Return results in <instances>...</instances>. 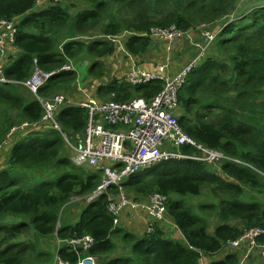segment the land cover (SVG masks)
<instances>
[{
  "label": "trees",
  "instance_id": "obj_1",
  "mask_svg": "<svg viewBox=\"0 0 264 264\" xmlns=\"http://www.w3.org/2000/svg\"><path fill=\"white\" fill-rule=\"evenodd\" d=\"M38 1L0 0V20L19 19L14 48L3 63V75L10 81L27 80L35 69V59L40 68L53 72L85 54L91 62L88 80H100L108 76L106 62L115 59L118 50L106 36L123 33L128 53L138 58L153 42L140 35L155 27L176 26L187 31L216 26L214 30L220 31L212 45L216 54L205 57L180 90L178 118L197 145L224 154L221 172L202 161L174 160L142 169L123 185L128 193L144 198L153 194L167 197L171 225L162 223L174 229L171 239L159 238L160 226H166L154 221L159 227L157 235L134 244L137 264H240L242 260L227 251L229 242L252 229L264 230V200H247L251 191L264 197V8L228 24L238 0H76L84 6L74 13L68 0L35 11ZM95 34L103 37L86 40ZM121 77L116 75L110 83L106 79L98 87V96L122 103L135 98L151 100L163 88L157 82L129 92L122 88L128 84ZM77 80V72L61 71L39 95H72L78 92ZM43 114L42 106L23 86L0 83V145L15 125L20 126L17 122L40 125ZM56 117L67 136L84 134L86 111L63 108ZM64 144L58 130L41 125L27 129L0 152V264H26L28 258L45 254L38 253L40 240L86 236L94 244L88 250L80 247L82 254L100 258L113 250L116 234L129 239L135 235L118 229L121 221L114 226L105 196L84 201L76 227H59L65 206L77 197L91 195L101 183L98 171L88 169L91 172L86 176V168L76 166L70 154L63 153ZM182 153L202 155L194 148ZM205 190L211 201H202L196 215L190 203L202 199ZM215 217L220 224L211 235L208 220ZM25 238L31 240L24 242ZM153 242H161L162 248L141 251ZM257 242L263 244L264 235ZM56 247L62 262L78 263L80 254L71 251L69 244ZM47 255L49 262L53 253ZM102 264L111 263L105 260Z\"/></svg>",
  "mask_w": 264,
  "mask_h": 264
},
{
  "label": "built area",
  "instance_id": "obj_2",
  "mask_svg": "<svg viewBox=\"0 0 264 264\" xmlns=\"http://www.w3.org/2000/svg\"><path fill=\"white\" fill-rule=\"evenodd\" d=\"M60 3L61 0H53ZM44 1L39 0L37 5ZM44 7H41V10ZM19 19L0 20V83L21 85L29 91L42 106L44 114L40 125L24 122L15 126L8 133L6 140L0 145L1 149L11 145V142L26 132L29 128H38L41 125H48L61 131L57 114L63 108L76 107L87 112L84 134L78 140L71 141L65 136L66 145L71 151V160L78 167H89L101 174V183L97 189L87 197H77L75 201L87 203L98 200L105 196L107 198V211L111 215L116 226L119 222L113 218L124 215L131 210L147 209L152 216L162 218L166 211L167 197L160 194H153L147 197L149 205L139 202H131L125 195L123 185L132 175L152 165H158L170 161H202L211 163L214 160L226 159L224 154L209 150L197 145V143L186 134L181 127L176 110L179 106L180 90L186 84L189 75L197 69L205 57L210 44L214 39L205 27L179 30L176 26L166 28H152L150 32L140 36H146L156 41L157 39L169 43L168 49L174 48L181 41L188 40L199 52L185 67L175 75H169V64L159 65L154 71H142L134 67L126 75V83L132 87H140L149 83H162V90L151 100L135 99L130 102L97 101L87 98L86 101H75L65 95H54L50 98H42L40 90L50 79L61 71H74L71 66L65 65L61 69L48 72L39 67L37 59L34 60L35 69L32 75L23 82L10 81L3 75L4 56L14 48L18 34ZM196 30L202 32L203 43L194 44L193 33ZM125 36V35H124ZM109 38H114L108 36ZM107 37V38H108ZM110 41L115 42L112 39ZM120 47L123 48L122 44ZM128 52V51H127ZM127 59L133 61L127 53ZM170 62V59H167ZM185 148H194L202 153L201 156H189L183 154ZM203 153L205 157L203 158ZM213 153H217L218 157ZM117 188L116 197H113ZM115 191H114V190ZM154 227L155 224L151 223ZM264 235V230L252 229L245 232L237 240L229 242L230 248H237L242 244V238L247 242L249 239L256 245L262 247L264 254V243L259 244L257 240ZM58 246L62 247L65 240H58ZM244 243V242H243ZM69 249L80 254L77 264H86L93 261L92 257H84L80 247L84 250L90 249L94 244L91 236L68 241ZM232 246V247H231ZM55 264H67L62 262L58 256ZM240 264H243L241 262Z\"/></svg>",
  "mask_w": 264,
  "mask_h": 264
},
{
  "label": "rangeland",
  "instance_id": "obj_3",
  "mask_svg": "<svg viewBox=\"0 0 264 264\" xmlns=\"http://www.w3.org/2000/svg\"><path fill=\"white\" fill-rule=\"evenodd\" d=\"M44 4L43 6H41V3L39 5H36L35 7V11H40L41 7H46V6H51V5H56V1L53 0H43ZM238 6L235 10V12L232 14L233 16H231L228 20V24L229 23H234L237 21H242L244 15L250 14V11H254L257 9H262L264 8V0H238ZM69 4L71 5V7L73 6V8H71V13H74L76 11H80L81 9H83V4L81 2H77L76 0H68L67 1ZM247 13V14H246ZM216 27V26H215ZM213 27V28H215ZM212 28V29H213ZM202 32L205 31H201L199 33H193L192 36V40L194 44H202L203 43V38H202ZM212 35H214V39L212 41V43L210 44V47L207 51V53L205 54V57L210 56L212 54H216V50L213 51V44H215L216 40H217V36L220 33V31L218 30H213V31H209ZM97 33H101V32H97ZM96 37H103L101 34H95L94 36H90L88 37L86 40L87 41H93L94 39H98ZM108 36H106L107 38ZM102 39V38H101ZM109 39L114 40L110 41ZM126 39L127 36H124L123 33L119 34V36L114 37V38H107L108 41L115 43L117 46L116 48H118L115 59H111L106 62V67L108 69V76H104L102 77V79L98 80L96 78H92L90 80H88V70L90 67V60H89V56L87 54H85L84 56H82V59H79L78 61H74L70 60V62L67 64L68 66H71L75 72L78 73V80L76 83V90L78 91L76 93H73L72 95L70 94H66V93H60L57 95H65L67 97L72 98L73 100L79 102V101H86L87 97L86 95L88 93H90L91 91L88 89L89 88H96L97 84L98 87L102 85H105L106 79H109V83L113 82L114 79L116 78V75L122 76L121 79H124L126 81V75L127 73H130L134 67H137L138 69L142 70V71H154L157 69V67L159 65L168 63L169 64V69H168V73L169 75H175L176 73H178L183 67H185L187 65V63H189L195 56H197L198 54V50L196 48H194L191 43L188 40H184L181 41V43L178 46L181 47H174L171 48L170 50L168 49L169 43L166 41H162L157 39L156 41L152 40L153 42H151L149 50L147 53H145L144 55L140 56V57H134L131 54H129L127 52L126 49ZM69 39H66L65 41H68ZM122 44L123 48L120 47V45ZM183 51H185L186 54L183 53ZM127 53L128 55L131 56V58L133 59V62L131 64V66H129L130 64V59H127ZM204 57V58H205ZM170 59V62L167 61V59ZM4 59H6V57L4 56ZM141 66H140V65ZM143 64V65H142ZM147 64V65H146ZM116 66V67H115ZM176 71L174 74L173 72ZM107 77V78H106ZM90 82V85L88 86L87 84ZM122 83L123 80H121ZM124 90L132 92L133 88L132 86H128L125 85L122 87ZM82 97L81 99H76V98ZM89 98V97H88ZM103 102H108V101H113L108 100V101H104ZM181 109L180 107H178V109L176 110V117L178 118V116H180V112ZM16 117V113L14 114ZM18 118L16 117L15 121ZM20 123V125L24 124V122H17ZM63 133V137H64ZM67 136V135H66ZM82 136V135H81ZM67 138L71 141L72 140H78L79 138L76 137H69L67 136ZM4 149V148H3ZM1 149V151L3 150ZM66 152L65 154L69 155L71 154V151L68 147V145L64 144L63 147V153ZM3 153V152H2ZM214 156L211 157H218L217 153H213ZM203 158L205 157V154L203 153ZM220 160H224L223 157H221ZM2 164V162H1ZM210 168L213 169L214 171H217L218 173L221 172V162H219L218 160H214L211 163H208ZM214 167V168H212ZM86 169H84L86 176H88V174L91 172L88 169H90L89 167H85ZM125 195L129 198V201L131 202H139V203H143L144 205H149L150 206V201L147 200V198L141 197L139 195L136 194H130L127 191H124ZM209 190H205L202 193V199H194L192 200V202L190 203L191 207L194 209V213L197 215L195 209H197V207L199 206V204L202 201H211L209 199ZM113 197H116V194H113ZM252 198H256V202L260 203L261 200H264L263 196L261 194H259L256 191H251V195L250 197L247 198L248 201H253ZM87 201V200H86ZM189 202V201H187ZM166 204H169V202L166 201ZM85 203L84 201L80 202V201H71L69 205H66L64 210L62 211V213L60 214V220H59V227H76V225L78 224L79 220H80V214L81 211L83 210L82 208H84ZM167 207V206H166ZM108 209V207H107ZM167 208L165 213H163L162 218H158L155 216H152L150 214V212L145 208L140 209V210H131L129 212H127L124 215H119L118 217H115L113 215V218L116 219L118 222L122 221L121 225L118 227V229L121 230H125L126 234L129 233H134L135 235L132 236V239H129L127 237H125V234H116V236H113V240H114V248L113 250L108 253L107 255H105L104 257H100V258H95L93 257V261L91 262H85L86 264H102L105 260L109 261V263L111 264H137V260H138V253L134 251V244L136 243V241L140 242L142 240H145L146 238H151L152 236L157 235L158 231H159V227L158 224H155L154 227L151 223H153L154 221H157L158 223H161L163 225H165L166 227H162L160 226V229H163L161 232L162 234L159 236V238H163V239H171L174 235V229L172 227H170L169 225H171V221H168V216H167ZM170 219V218H169ZM210 225H209V233L211 235L214 234L215 228L218 224H220V222L217 220V218H212L211 220H208ZM162 222H166L167 224H164ZM231 224L234 225H239L240 223L238 222H231ZM58 226V225H57ZM245 233V232H244ZM243 233V234H244ZM242 234V235H243ZM31 239L29 238H25L23 241H30ZM58 240V239H57ZM56 239H48V240H40L39 244H38V253H45L41 256H39L38 254L28 258L27 263L26 264H52L53 262H55V258L57 256L56 252V243H57ZM157 240V239H155ZM246 239L242 238V244H240L237 248H231L228 249L227 251H230V253H235L238 257V259H241L243 264H264V254L262 251V247L256 245L254 242H252L250 239L245 242ZM244 242V243H243ZM37 245V242H36ZM163 246V244L161 242H153L152 244H149L147 247H143L141 249V251H153V250H159L161 249ZM232 247V246H231ZM53 253V258L48 262V255L50 254L52 256ZM47 255V256H46ZM142 255V254H141ZM84 257L88 258V257H92L91 255H84ZM122 259V261H121ZM127 259V260H126ZM115 260H119V261H115ZM54 264V263H53Z\"/></svg>",
  "mask_w": 264,
  "mask_h": 264
},
{
  "label": "crops",
  "instance_id": "obj_4",
  "mask_svg": "<svg viewBox=\"0 0 264 264\" xmlns=\"http://www.w3.org/2000/svg\"><path fill=\"white\" fill-rule=\"evenodd\" d=\"M219 26H221V24L219 25ZM178 47H181V46H178ZM184 54H186L185 52H184ZM132 62L133 61H131L130 60V64H129V66H131V64H132ZM140 65V64H139ZM143 65V64H142ZM147 65V64H146ZM141 66V65H140ZM176 71H174L173 72V74L175 73ZM94 85H96V87L98 88V86H97V84H94ZM135 88V87H134ZM90 93H88L87 95H86V97L88 98V97H90V98H93V99H96L97 101H102V98L101 97H99L98 96V89H96V88H90ZM76 98V97H75ZM82 97H79V98H76V99H81ZM135 99H141V98H135ZM134 99V100H135ZM74 142V141H73ZM75 143V142H74ZM121 223H122V221H121ZM59 252V250H57V252H56V254Z\"/></svg>",
  "mask_w": 264,
  "mask_h": 264
},
{
  "label": "clouds",
  "instance_id": "obj_5",
  "mask_svg": "<svg viewBox=\"0 0 264 264\" xmlns=\"http://www.w3.org/2000/svg\"><path fill=\"white\" fill-rule=\"evenodd\" d=\"M214 29H215V28H213V29H211V30H210V29H208V30L205 29V31H213ZM178 117H179V116H178ZM178 120H179V118H178ZM25 122H26V121H25ZM15 126H18V125H15ZM15 126H14V127H15ZM59 132L63 135L62 129H61V131H59ZM65 136H66V135H64V137H63L64 141H65ZM17 137H18V136H17ZM15 139H16V138H15ZM15 139H14V141H15ZM75 141H76V140H75ZM65 143H66V142H65ZM185 149H186V148H185ZM175 161H176V160H175ZM182 161H185V160H182ZM189 161H192V160H189ZM170 162H171V161H170ZM179 162H181V161H179ZM115 227H116V226H115ZM170 227H171V226H170ZM58 240H62V239H58ZM58 240H57V241H58ZM71 240H72V239H71ZM68 241H69V240H68ZM68 241H66L65 244H68ZM56 245H58V242L56 243ZM56 250H59V249L56 247ZM59 252H60V251H59ZM59 252H58V253H59ZM58 253H57V256H58V258L60 259ZM89 255H91V254H89ZM57 256H56V257H57ZM91 256H92V258L95 257V256H93V255H91ZM95 258H99V257H95ZM55 260H56V258H55ZM60 260H61V259H60ZM61 261H62V260H61ZM108 262H109V261H108ZM53 263L55 264V262H53ZM53 263H52V264H53Z\"/></svg>",
  "mask_w": 264,
  "mask_h": 264
}]
</instances>
